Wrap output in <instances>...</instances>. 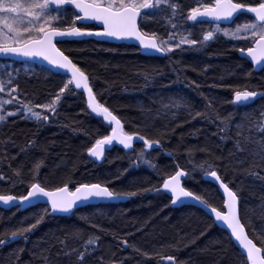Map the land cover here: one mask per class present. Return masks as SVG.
Listing matches in <instances>:
<instances>
[{"label":"snow or ice","instance_id":"snow-or-ice-1","mask_svg":"<svg viewBox=\"0 0 264 264\" xmlns=\"http://www.w3.org/2000/svg\"><path fill=\"white\" fill-rule=\"evenodd\" d=\"M148 23L163 26L166 35L147 29ZM94 25H102V30H94ZM198 27L199 38L196 36ZM89 38H94L96 42L132 43L138 46L143 55L167 58V67L176 77L173 83L185 80V87L199 88V82L187 80L185 68L176 67L182 61L175 57H182L185 52H203L221 38L232 42L231 48L239 52L241 58L250 60L253 70L258 68L264 71V0H195V6L187 10L180 0H0V127L7 125L8 119L13 117L35 123L37 130L47 127L58 121L64 96H77L81 93L76 90H82L86 95L85 114L99 119L111 129L109 134L95 139L87 148V156L101 161L107 151L120 145L126 150V155L134 156L131 161L134 167L144 166L160 176V169L151 158V152L163 147L162 140L151 138L143 132L127 131L123 119L106 102L100 101L102 93L94 92L93 81L96 78L78 66L61 47L64 43H82ZM239 41L246 43H235ZM17 64L23 65V68L16 67ZM22 71L26 75H35L39 71L48 76L59 77L62 86L47 102L28 100L17 83ZM137 75L144 81L143 87L147 88L154 86L157 78L164 77L166 73L158 65H148L138 71ZM224 78L220 77L221 80ZM164 87L170 88L171 84ZM154 95L160 97L158 101H154L159 105L155 115L144 116L138 127L154 128V121L161 116H170L174 120L184 112L192 119H202L214 124L217 131L213 135L221 141L233 138L230 133L235 129L234 148L230 156L237 158L223 166L227 168L229 164L235 163L242 169L243 175L261 181V187H264V107L254 112L245 111L240 114L239 120L235 119L239 109L247 108L258 99L264 100V91L253 90L247 85L242 89L234 88L233 98L228 101L234 111L227 117L216 107L217 98L204 93H199L205 101L203 110L196 108L180 93L169 92L165 96L162 92H156ZM138 109L142 113L152 112L142 102ZM167 131L168 127L165 125L161 135ZM137 142H142L143 145L139 150L136 148ZM8 144L14 145L15 141L11 138L0 141V145L4 147ZM38 147L36 139H31L20 148V152L27 154L29 150ZM195 151L204 152L207 157L214 155L207 147H190L185 152V166L177 162L174 172L163 175L162 184L138 187L136 190L110 188L108 185L112 183L111 180L82 182L71 190L69 185L75 182L72 175L65 177L63 186L50 187L46 183L47 177L45 182L40 179L43 158L36 160L29 169L30 178L27 181L24 179L23 165L12 169L16 180L0 171V181L10 182L12 187L26 186V194L19 196L10 190L0 191V206L15 207L17 211H21L26 207L45 205L43 215H37L35 223L25 226L21 221L20 226L11 231L9 239H0V247L20 239L27 241L28 234L46 217L75 215L76 210L92 205L93 201L111 203L129 200L144 193H154L168 196L172 205L192 204L202 209L210 226L221 227L225 239L235 242L238 264H264V247L257 246L254 238L246 231L250 225L245 222L247 213L239 195L240 186L237 190L230 188L235 176L226 182V173L220 172L218 163L224 158L216 156L215 159L204 158L198 161L194 158ZM165 154L175 160L173 152L167 151ZM5 158L6 153L0 156V167ZM60 166L62 165L57 167ZM195 173H199L205 182H214L219 186V190L223 192L222 209L213 205L209 198H219L217 189H206L205 194L186 186L187 180L195 179ZM261 207H264V203ZM80 219L99 231H105L99 225L91 223L88 216H81ZM67 235L80 242V246L70 248L67 240H59L63 255L69 258L70 264H87L88 257L98 250L101 237L90 233L85 239L83 230L75 226ZM260 239L264 243V234H261ZM120 243L124 247H132L142 255H148L127 240H121ZM47 251L48 249H44L42 252L45 264H49L48 257L43 254ZM153 255L161 261L177 264L175 257L165 255L162 251L158 250ZM98 264H105L102 257ZM108 264H124V261H109Z\"/></svg>","mask_w":264,"mask_h":264},{"label":"trees","instance_id":"trees-1","mask_svg":"<svg viewBox=\"0 0 264 264\" xmlns=\"http://www.w3.org/2000/svg\"><path fill=\"white\" fill-rule=\"evenodd\" d=\"M180 2L185 9L191 5L195 6V0H180ZM156 25L148 23L147 29L158 31ZM199 35L200 32L197 31V38ZM231 43L221 38L203 52H185L189 54L183 57L182 63L176 67L185 68L187 80L199 82L201 85L199 88L185 87L187 82L185 80L173 83L176 77L167 67L169 64L167 58L141 56L138 49L132 46L93 40L61 45L78 66L96 78L93 81L94 92L102 93L99 97L100 101L106 102V105L123 119L127 131L143 132L151 138L162 140V151L156 149L151 152V157L159 155L155 163L160 169V176L155 175V177L140 169L127 172L128 169L134 170L131 163L134 156L126 155V152L116 146L105 153L101 164H96L88 156L86 157L85 150L90 143L108 134L110 127L99 119L85 114L86 103L82 94L74 96L75 99H69L71 95L64 96L55 127L47 126L37 130L33 122L19 117L9 118L7 125L0 127V141L11 138L15 144H8L7 147L0 145V156L6 153L0 171L12 180H16L12 169L23 165L24 179L27 181L30 178L29 169L36 160L43 158L44 166L40 170V179L45 182L47 177L46 183L50 187L63 186L65 177L72 175L75 182L69 185L71 190L78 186V183L109 180L112 181L108 185L110 188L136 190L138 187L162 184L163 175L174 172L177 162L185 166L186 149L193 146L207 147L214 154L212 157H207L204 152L195 151L194 158L198 161L204 158L215 159L216 156L224 158L223 161L218 162L220 172L226 173V182L235 176L230 188L237 190L240 186L239 195L247 213L245 222L250 225L246 231L254 238L257 246L264 247L260 239L261 234H264V207H261L264 203L262 182L243 175L242 169H239L235 163L229 164L227 168L223 166L237 158L230 156L234 148L235 129L230 133L233 138L221 141L213 135L217 131L214 124L202 119H192L185 113L174 120L170 116H161L154 121V128L138 127L144 116L155 115L159 105L154 101H158L160 97L154 94L162 92L167 96L171 92H164V89L169 88L164 85L171 84L172 91L180 92L200 110H203L205 101L199 93L216 97L215 105L225 117L234 111L232 104L228 103L233 98L234 88L242 89L247 85L253 90L264 91V71L254 72L250 64L241 59L238 52L231 48ZM177 58L178 56L175 57ZM148 65H158L166 75L158 77L154 86L147 87V89L151 88L150 92L142 95V90L145 89L144 81L137 72ZM16 67L22 69L23 65L17 64ZM205 68H207L206 72ZM221 76L225 78L221 80ZM17 83L26 93L27 99L36 103L47 102L58 91L55 87L56 83L62 86L59 77L48 76L39 71L35 75H26L22 71ZM213 84L217 87H209ZM141 102L146 108L152 109V112L142 113L138 109ZM262 107L264 100L258 99L247 108L239 109L235 119L239 120L240 114L245 111L254 112ZM256 114L258 115V112ZM165 125L168 131L162 136ZM31 139H36L39 147L29 150L27 154L21 153L20 148ZM136 148L139 150L142 145L136 144ZM177 148H179L178 152ZM167 151L173 152L175 160L165 154ZM58 165L62 166L57 167ZM121 173L123 174L120 175ZM194 175L195 179L185 182L188 188L205 194H207L206 189H216L212 184L203 181L199 173ZM7 190L17 196L26 194L25 185L12 187L10 182L0 181V191ZM218 197L209 198L213 205L222 209L223 201L219 193ZM44 207L39 205L17 211L15 207L0 206V239H9L11 231L18 228L21 221L25 226L35 223L36 216L43 215ZM81 216H88L91 223L99 225L105 231L91 227L89 223L80 219ZM74 226L83 230L85 239L90 233L101 237L98 250L88 257L87 264H98L101 257L105 264L119 260H123L124 264H171L153 255L158 250L165 255L175 257L177 264H238L237 249L233 243L225 239L224 231L217 226H210V221L201 210L188 206L173 207L168 196L154 193H144L125 201L84 207L76 210V214L69 217H46L28 234L27 241L20 239L0 247V264H45L42 257L44 249H48L43 254L48 257L49 264H70L69 258L61 251L59 240H67L70 248L79 247L80 242L67 235ZM121 240H127L148 255H142L132 247H124L120 243ZM72 261H75V256L72 257Z\"/></svg>","mask_w":264,"mask_h":264},{"label":"bare ground","instance_id":"bare-ground-1","mask_svg":"<svg viewBox=\"0 0 264 264\" xmlns=\"http://www.w3.org/2000/svg\"><path fill=\"white\" fill-rule=\"evenodd\" d=\"M182 5H183V3H182ZM183 7H184V9H185V6L183 5ZM191 7H192V5H191ZM188 8H190V6L188 7ZM187 8V9H188ZM187 9H185V10H187ZM156 29L158 30V32L159 33H162V34H164V35H166V30H165V28L163 27V26H161V25H156ZM197 31H199V29L197 30ZM196 31V32H197ZM200 32V31H199ZM240 42V41H239ZM237 43V42H236ZM189 53H184L183 54V56L181 57V56H179L178 55V58H177V60H181L183 57H185V56H187ZM238 54H239V52H238ZM239 56V55H238ZM242 59V58H241ZM244 60V59H243ZM246 61V60H245ZM247 62V61H246ZM251 66V65H250ZM252 67V66H251ZM253 69V68H252ZM165 70H168V69H165ZM254 71V70H253ZM261 71V70H260ZM165 72V71H164ZM255 72V71H254ZM55 87L56 88H60V85L58 84V83H56L55 84ZM150 90H151V88H143V90H142V95H146V94H148L149 92H150ZM175 90V89H174ZM76 91H78V90H76ZM167 91H171L172 93H180V92H177V91H172V88L170 87V88H166V89H164V92H167ZM79 92V91H78ZM81 93V92H80ZM181 94V93H180ZM67 96H69V95H67ZM84 97V96H83ZM75 99V97L74 96H72L71 95V97L69 98V99ZM85 99V98H84ZM85 103H86V100H85ZM182 113H184V112H181L180 114H182ZM57 124V122H55V123H52V124H50L49 126L50 127H55V125ZM111 130V129H110ZM109 133H110V131H109ZM108 133V134H109ZM94 141L95 140H93L91 143H90V145H89V147L94 143ZM140 145H142V142H141V144ZM142 147H143V145H142ZM158 151L159 150H161L162 151V148H159V149H157ZM124 151V150H123ZM124 152H126V151H124ZM85 155H86V157H87V149L85 150ZM165 155V154H164ZM158 157H159V155H156L155 157L154 156H152L151 158L153 159V161L155 162L157 159H158ZM89 159H91L90 157H89ZM94 163H96V164H101L102 162H103V160L101 161V162H95L93 159H91ZM134 160V159H133ZM132 163V162H131ZM133 165V164H132ZM189 167H190V165H189ZM133 169L134 170H130V169H128L129 171H127V172H129V173H131L132 171H137L138 169H140V170H142V171H146V172H149L151 175H153V176H155V175H157L155 172V174L153 173V172H150V170L149 169H147L146 167H144V166H141V167H139V168H136V167H134L133 166ZM158 176V175H157ZM156 177V176H155ZM45 206V205H44Z\"/></svg>","mask_w":264,"mask_h":264},{"label":"water","instance_id":"water-1","mask_svg":"<svg viewBox=\"0 0 264 264\" xmlns=\"http://www.w3.org/2000/svg\"><path fill=\"white\" fill-rule=\"evenodd\" d=\"M93 24H94V22H93ZM100 30H102V25H96ZM88 40H93V41H95V39L94 38H89ZM96 42V41H95ZM101 43H108V44H123V45H131V46H134L135 48H137L138 49V46H135V45H133L132 43H128V44H125V43H122V42H117V41H108V42H101ZM139 52H140V50H139ZM140 55L141 56H144V57H149V56H147V55H143V54H141V52H140ZM239 55V57H240V53L238 54ZM241 58V57H240ZM242 59H244V60H246L251 66H252V64H251V62H250V60H248V59H246V58H242ZM28 63H31V62H28ZM37 63H39V61H37ZM252 68H253V66H252ZM255 72H259L260 70L257 68V70H254ZM79 92H81V94L84 96V98H85V100H86V95H84L83 93H82V90H78ZM138 143V142H137ZM115 146H118V147H120V148H122V146H120V145H115ZM123 149V148H122ZM124 150V149H123ZM124 151H126V150H124ZM91 158V157H90ZM91 159H93L94 160V158H91ZM95 161V160H94ZM102 161V160H101ZM101 161H95V162H101ZM212 185H214L215 187H216V189L218 190V193H219V195L221 196V198H222V200H223V192H222V190H219V186L218 185H216V184H214V182L212 183ZM114 202V201H113ZM101 203H108V202H102V201H93L92 202V205H90V206H96V205H98V204H101ZM173 206H176V205H173ZM184 206H191V207H194V208H197V209H199V210H201L202 212H203V210L202 209H200L199 207H196V206H194V205H192V204H186V205H183V206H176V207H184ZM26 208H28V207H26ZM82 208H84L83 206L82 207H80L79 209H82ZM226 211V210H225ZM204 213V212H203ZM55 217H68V216H55ZM212 219L214 220V217H212ZM218 227V226H217ZM219 229H221V230H223L221 227H218ZM232 243L234 244L235 242L234 241H232ZM245 259H246V255H245V257H244Z\"/></svg>","mask_w":264,"mask_h":264}]
</instances>
